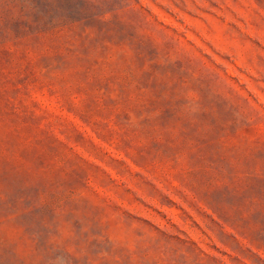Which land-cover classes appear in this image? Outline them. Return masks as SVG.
<instances>
[{
  "label": "rangeland",
  "instance_id": "374dc122",
  "mask_svg": "<svg viewBox=\"0 0 264 264\" xmlns=\"http://www.w3.org/2000/svg\"><path fill=\"white\" fill-rule=\"evenodd\" d=\"M0 264H264V0H0Z\"/></svg>",
  "mask_w": 264,
  "mask_h": 264
}]
</instances>
